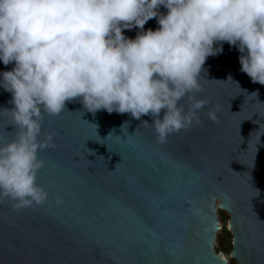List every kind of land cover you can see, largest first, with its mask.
I'll return each mask as SVG.
<instances>
[{
  "label": "water",
  "instance_id": "obj_1",
  "mask_svg": "<svg viewBox=\"0 0 264 264\" xmlns=\"http://www.w3.org/2000/svg\"><path fill=\"white\" fill-rule=\"evenodd\" d=\"M158 27L152 18L144 30ZM222 48L194 93L209 101L200 124L164 143L148 114L91 112L79 99L44 114L41 139L51 133L55 146L40 150L36 182L48 200L20 210L0 203V264H230L214 250L217 210L233 263L264 264V85L240 71L235 46ZM12 67L0 62V72ZM11 99L0 87V144L16 135Z\"/></svg>",
  "mask_w": 264,
  "mask_h": 264
},
{
  "label": "clouds",
  "instance_id": "obj_2",
  "mask_svg": "<svg viewBox=\"0 0 264 264\" xmlns=\"http://www.w3.org/2000/svg\"><path fill=\"white\" fill-rule=\"evenodd\" d=\"M152 18L159 27L144 30ZM133 27L134 39L124 34ZM224 42L240 52V71L264 85V0H0V62L13 64L0 72V87L12 95L14 107L5 109L16 130L0 144V203L20 210L48 200L36 182L44 166L38 154L55 145L51 133L41 139L42 121L66 102L151 115L160 143L200 124L209 101L194 93L206 59ZM207 117L218 122L213 110Z\"/></svg>",
  "mask_w": 264,
  "mask_h": 264
},
{
  "label": "rangeland",
  "instance_id": "obj_3",
  "mask_svg": "<svg viewBox=\"0 0 264 264\" xmlns=\"http://www.w3.org/2000/svg\"><path fill=\"white\" fill-rule=\"evenodd\" d=\"M217 213L219 216L221 229L216 232L214 250L226 257L230 264H234L233 257L231 256L232 246L230 245L231 243L228 244V240H230L228 221L227 218L219 210H217Z\"/></svg>",
  "mask_w": 264,
  "mask_h": 264
},
{
  "label": "trees",
  "instance_id": "obj_4",
  "mask_svg": "<svg viewBox=\"0 0 264 264\" xmlns=\"http://www.w3.org/2000/svg\"><path fill=\"white\" fill-rule=\"evenodd\" d=\"M232 239V238H231ZM231 239L230 240H228V244H230L231 243ZM231 245V244H230Z\"/></svg>",
  "mask_w": 264,
  "mask_h": 264
},
{
  "label": "bare ground",
  "instance_id": "obj_5",
  "mask_svg": "<svg viewBox=\"0 0 264 264\" xmlns=\"http://www.w3.org/2000/svg\"><path fill=\"white\" fill-rule=\"evenodd\" d=\"M223 258H225V259H226V257H224V256H223Z\"/></svg>",
  "mask_w": 264,
  "mask_h": 264
}]
</instances>
